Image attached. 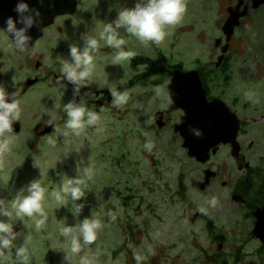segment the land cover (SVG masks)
Listing matches in <instances>:
<instances>
[{
  "label": "flooded vegetation",
  "instance_id": "af4514ba",
  "mask_svg": "<svg viewBox=\"0 0 264 264\" xmlns=\"http://www.w3.org/2000/svg\"><path fill=\"white\" fill-rule=\"evenodd\" d=\"M25 2L29 5V1ZM78 2L75 14L57 16L42 30L40 26L31 28L28 35L32 38V47L26 51H18L11 37L0 28V84L15 94L22 108L21 118L14 123L11 135L29 138L30 148L35 150L43 139L64 126L66 115L63 112L59 120L46 122L45 101L50 92L64 104L73 98L82 101L101 116L114 107L112 90L156 89L161 85L167 103L153 112L151 129L157 135L165 130L173 131L184 147L186 138L176 133L175 127L186 122L187 113L175 106L169 86L174 73L197 71L207 101L215 103L207 108L215 116L214 133L201 141L204 148L219 143L210 149L205 162L191 158L184 147L187 159L201 167L202 178L197 185L203 196L198 204L190 200L185 195V179H179L185 204L178 207L177 213L190 229L202 224L213 250L208 256L212 264H264V232L256 233L259 216L264 221V110L259 106L264 104V98L253 97L255 84L264 86V0L228 1L226 20L215 39L216 59L211 64L202 65L204 62L199 59L196 67L189 66V26L183 24L182 19L175 32L174 27L167 29L160 45L145 47L135 37L125 34L124 49L133 51L135 57L123 66L110 64L114 50L101 45L91 80L81 88L80 94H75L74 86L60 78L59 61L71 59L70 45L83 47L84 41L77 39L82 30L73 31V20L82 11L81 2ZM16 3L17 0H0V27H3L2 16L17 18ZM96 12L98 16L116 19L112 9ZM232 14L239 19V25L228 39L223 27ZM217 41H220L219 47H216ZM111 73L116 74L112 82ZM160 113H163L165 124L162 129L156 124V116ZM54 124H58L57 129L46 133ZM206 194L210 199H205ZM213 199L215 206L207 208ZM215 207L225 214L229 231L218 226ZM152 260L154 264L158 257Z\"/></svg>",
  "mask_w": 264,
  "mask_h": 264
},
{
  "label": "rangeland",
  "instance_id": "374dc122",
  "mask_svg": "<svg viewBox=\"0 0 264 264\" xmlns=\"http://www.w3.org/2000/svg\"><path fill=\"white\" fill-rule=\"evenodd\" d=\"M79 1L82 11L73 20V31L82 30L77 35L79 42L93 28L100 40L104 24L115 20L98 16L96 11L112 9L117 17L120 7H133L136 2ZM228 1L185 0L183 24L189 26L190 67H196L199 59L204 62L202 65L215 61V39L226 20ZM176 26H172L174 32ZM101 45L106 46L102 41ZM115 77L111 73L110 81ZM157 88L159 94L154 88L127 90V105L110 108L100 116L96 126L86 127L79 137H64L63 126L31 150L29 138L12 136L10 151L0 155V198L8 201L31 181L41 178L48 194L57 191L62 176L75 177L80 170L87 197L78 202L84 205L79 219L90 218L93 213L103 228L94 245L76 256L68 252L72 264H81L82 256L90 257L97 250L101 254L98 264H136L134 253L146 257L142 264H151L155 256L158 260L154 264H212L208 256L213 250L202 224L190 229L177 213L178 207L185 204L179 179H185V195L190 200L198 204L203 196L197 185L202 178L201 167L187 159L182 142L173 131L165 130L157 135L151 129L153 112L167 103L161 85ZM47 96L46 122L59 120L64 103L55 99L52 92ZM253 97L264 98V86L255 84ZM259 106L264 110V104ZM146 143H151V150L144 147ZM34 157L42 165L43 177L34 166ZM205 199H210L209 194ZM71 204L70 198L69 206L63 207L52 199L46 200L48 221L39 231H35V220L31 221L32 237L25 251L27 264H65L66 253L62 250L68 246L62 243L60 231L67 224L78 222L70 211ZM210 206L211 203L207 208ZM215 210L218 226L229 231L225 214L217 207ZM14 231L27 234L30 230L18 221ZM22 243L23 235L10 249L0 250V264H18L16 254Z\"/></svg>",
  "mask_w": 264,
  "mask_h": 264
},
{
  "label": "clouds",
  "instance_id": "9594fccd",
  "mask_svg": "<svg viewBox=\"0 0 264 264\" xmlns=\"http://www.w3.org/2000/svg\"><path fill=\"white\" fill-rule=\"evenodd\" d=\"M14 11L17 18L9 16L3 21V28L11 42L18 51H26L32 46V38L28 35L31 28L39 27L42 23V15L39 9L30 8L25 0H17ZM186 13L185 0H136L134 7H120L114 21L105 23L100 40L94 35V28L83 36V47L77 44L70 45L71 59H62L60 64V78L74 86V93L80 94L81 88L88 85L95 67L96 56L101 41L114 50L111 62L112 65H124L131 61L135 53L125 50L124 35L135 37L143 46L149 44L160 45L166 38L167 29L179 24ZM22 25V27H18ZM159 94L160 89H155ZM112 104L116 108H123L129 102V94L124 91H111ZM62 112L66 115L63 132L64 137H79L86 127L96 126L100 121V115L88 109L85 104L77 102L73 98L70 102L62 105ZM22 108L14 93L0 84V155L10 151L14 142L12 137L13 125L21 118ZM199 135V132L196 133ZM144 147L151 150V143ZM34 166L41 170L42 165L34 157ZM87 173H85L86 175ZM42 178L31 181L25 188L20 189L10 201L0 198V250H8L14 241L23 235V243L17 251L18 264H27L28 257L25 254L26 247L32 237L31 221L35 220V231H39L48 219L49 214L46 207V200L52 199L58 205L69 206V198L72 202L70 211L77 218L75 225L67 224L60 231V238L63 244L68 246L64 260L65 264H72L69 257L70 251L73 256L79 255L85 248L94 245L100 231L103 228L102 222L95 218L93 213L90 218L79 219L84 205L78 203L82 198L87 197L84 188V179L80 173L75 177L64 175L58 183V190L50 194L46 192L42 184ZM215 206V199L210 201ZM7 218V219H4ZM115 220V216H112ZM18 221L30 230L27 234L14 231V225ZM100 252L97 250L90 257H81V264H98ZM133 259L136 264H142L146 259L140 253H134Z\"/></svg>",
  "mask_w": 264,
  "mask_h": 264
},
{
  "label": "water",
  "instance_id": "95a60500",
  "mask_svg": "<svg viewBox=\"0 0 264 264\" xmlns=\"http://www.w3.org/2000/svg\"><path fill=\"white\" fill-rule=\"evenodd\" d=\"M30 8L39 9L42 15L40 29L50 26L57 16L72 13L75 14L78 7V0H27ZM44 19V21H43ZM5 18L2 16V24ZM239 25V19L234 14L227 19L223 32L230 39L235 28ZM220 41L216 42L219 47ZM170 96L179 109L187 113L186 122L175 127V132L186 138L185 148L189 150L191 158L199 162H205L209 157L210 149L219 142H215L207 148L203 147L202 139L210 136L214 131L215 116L213 111L208 110L209 106L215 103L207 101V93L204 89L202 79L197 71L176 72L173 75L169 86ZM156 124L160 129L164 127L163 113L156 116ZM58 124L49 127L46 133L57 129ZM19 130H16L18 132ZM199 132V135L196 133ZM214 137V136H213ZM256 226V233H263V222L259 216Z\"/></svg>",
  "mask_w": 264,
  "mask_h": 264
}]
</instances>
